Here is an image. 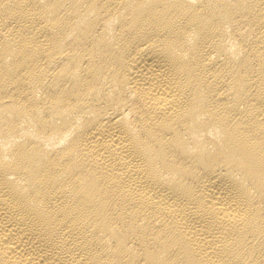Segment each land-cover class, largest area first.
<instances>
[{
  "label": "bare ground",
  "instance_id": "bare-ground-1",
  "mask_svg": "<svg viewBox=\"0 0 264 264\" xmlns=\"http://www.w3.org/2000/svg\"><path fill=\"white\" fill-rule=\"evenodd\" d=\"M0 264H264V0H0Z\"/></svg>",
  "mask_w": 264,
  "mask_h": 264
}]
</instances>
